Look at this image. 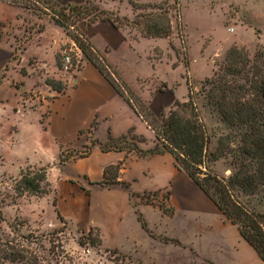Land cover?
Wrapping results in <instances>:
<instances>
[{
	"label": "crops",
	"instance_id": "crops-1",
	"mask_svg": "<svg viewBox=\"0 0 264 264\" xmlns=\"http://www.w3.org/2000/svg\"><path fill=\"white\" fill-rule=\"evenodd\" d=\"M176 2L178 15L184 21L194 19L202 25H207L212 16H219L226 31H233L235 25L244 29L252 27L256 39H259L257 27L232 20L249 18L253 21L258 12L255 4L264 6V0ZM228 19L231 22L227 26L225 21ZM35 22L41 23L39 29L34 26L31 28ZM25 24L30 27L26 31L28 37L24 48L0 81V98L5 102L15 94V87L10 85L12 78H21L23 81L20 91L28 90L31 84L29 80L34 75L40 78L37 71L42 67L53 73L57 67V50L61 43L70 40L60 26L33 14L30 8L20 3L0 0V68L6 63L10 64L11 50L14 47L11 37L20 31L21 27L24 29ZM79 29L91 41V48L98 62L84 58L80 68L73 74L69 73L68 81L61 92L46 85V91L52 98L47 102L44 120H41V113L38 111L23 112V116L16 119L13 146L21 149L27 162L42 165L56 161L60 147L78 148L88 144V156L67 166L66 175L84 172L86 161L91 163L89 169H95L100 175L107 165L119 164L116 185L124 183L127 194L137 196L151 193L156 199H161L171 209V214H167L158 206L149 205L151 209H144L148 231L141 227L135 217L127 225L109 228L113 237L111 241L115 243H134L137 237L144 235V264H178L174 256L176 244L168 240L160 247L159 238L151 234L170 238L182 235L188 242L189 236L197 231L208 236L209 230L215 229L219 236V247L221 248L222 244L228 245L225 233L231 230V227L221 222L220 217L223 215L212 199L183 170L175 166L170 152L142 155L135 150H104L102 146L126 135L130 128L134 135L132 141L140 150L153 147L157 141L153 129L137 112L122 83L138 95L155 117L161 118L174 100L187 99L188 86L191 84L189 79L200 82L212 72L210 62H213L214 58L222 57L232 45L244 44L232 40L226 45L220 44V47L214 48L210 42L202 43L195 59L202 68L206 67L208 72L197 76L192 71V59L189 54L185 64L174 52L172 60L165 57L168 50L161 47L165 50L164 54L156 58L154 47H134L129 33L119 24L96 20L85 24L84 27L79 26ZM30 59L36 60L35 65L29 64ZM21 69L24 75L21 74ZM37 87L42 88V85ZM128 140L131 138L128 137ZM116 192L119 197L120 191L116 189ZM134 214L133 212V216ZM231 232L233 233L232 230Z\"/></svg>",
	"mask_w": 264,
	"mask_h": 264
},
{
	"label": "rangeland",
	"instance_id": "rangeland-1",
	"mask_svg": "<svg viewBox=\"0 0 264 264\" xmlns=\"http://www.w3.org/2000/svg\"><path fill=\"white\" fill-rule=\"evenodd\" d=\"M13 1L30 8L33 14L48 19L56 25L58 24L55 20H60L61 25L58 26L69 34L70 40L61 43L57 50L55 54L57 67L53 73L42 67L37 71L40 78L34 75L29 80L31 84L28 86V90L24 91H20V86L23 84L21 78H12L10 85L15 87L13 90L15 94L8 97L6 102L0 98V246L4 241H8L20 249L19 253L22 255V259H19L17 264H144V235L137 237L134 243H115L111 241L113 237L109 228L116 225H127L134 217L137 220L135 211H138L144 219V209L147 207L151 209L149 205L158 206L167 214H171V209L151 193H142L137 196L127 194L124 183L118 186L112 182L116 173L115 165H107L100 175L95 172V169L90 170L91 163L86 161L84 172L66 175L67 166L88 156L90 153L88 144L78 148L71 146L62 148L56 161L36 165L47 167L49 186L45 188V193L36 195L24 192L18 194L13 179L18 176L21 168L35 164L27 162L23 158L21 149L18 146H13L14 131L17 126L16 119L23 116V112L38 111L41 113L43 121L47 114V102L52 98L46 91V85L52 88L50 83H54L55 87L61 88L58 91L61 92L65 87V82L68 81L69 73L73 74L75 70L79 69L83 59H88L86 56L90 61L98 62L91 48V41L79 29V26L84 27L85 24L90 23L88 17L98 15L99 18L96 20L110 21L107 17L116 19V24L121 25L129 33L134 47H154L156 58L163 56L164 49H167L165 57L172 60L174 52L178 58L187 63L189 54L192 59V71L197 76H202L208 70L206 67L202 68L195 59L202 43L210 42L212 47L218 48L220 44L226 45L232 40H238L244 44L240 46H244L250 56H253L258 48L264 50V6L255 4L258 12L253 17V21L249 18L232 20L240 23L246 22L254 25V28L257 27L259 39H256L252 27L244 29L235 25L233 31H226L219 16H212L207 25H202L194 19H185L184 21L179 15L174 14V10L171 8L172 0H155L153 2L131 0L137 5L135 9L132 8L129 0ZM65 3L72 5L84 3L82 9H87L88 15L72 23L76 15L70 13L68 7L64 8ZM163 11H169L172 15L170 17V35L143 36L141 32L144 28L145 17L151 13L154 15ZM230 22V19L225 21L227 26L230 25ZM33 26L39 29L41 23L35 22L31 28ZM29 27L25 24V30L21 27V30L15 32L11 37V41L14 43L11 50V62L0 68V81L6 74L5 71L10 70L24 48L28 37L26 31ZM78 42L82 44V47ZM74 46L81 50L82 61L77 69L74 67L65 73L60 70L59 51L64 47ZM224 55L219 59L214 58V61L210 62L212 70L217 63L222 61ZM35 63L36 60H29V64L35 65ZM20 72L24 75L22 69ZM31 72L34 73L33 70ZM189 81H191L193 95H197L195 102L200 117L211 135L208 150L214 151L217 139L221 133L225 132V127L216 114L205 105L201 94L204 86L203 79L200 82L192 79ZM42 82L44 83L42 84ZM37 85H42V88ZM122 87L136 108H140L142 101L138 95L126 84L122 83ZM159 118L157 117V119ZM228 161L229 158L221 157L214 163L212 169L219 175H228L230 173ZM116 189L120 191L119 197H117ZM242 199L246 201V198ZM246 202L252 209L264 212V196L261 194L247 198ZM132 211L135 213L134 216ZM57 214L62 218L59 219ZM220 220L225 226L231 227L230 229L234 233L233 235L231 230L226 231L228 245L222 244L221 248L217 243L219 236L215 229H210L208 236L197 231L189 236L188 242L182 235L171 238L165 235H151L159 238L158 245L160 247L168 240L176 244L174 245V256L178 264H260V260L252 248L238 236L236 226H231L232 224L223 216L220 217ZM5 253L1 250L0 257H4Z\"/></svg>",
	"mask_w": 264,
	"mask_h": 264
},
{
	"label": "trees",
	"instance_id": "trees-1",
	"mask_svg": "<svg viewBox=\"0 0 264 264\" xmlns=\"http://www.w3.org/2000/svg\"><path fill=\"white\" fill-rule=\"evenodd\" d=\"M129 2L135 9L137 5L131 0ZM63 6L76 15L72 23L88 15L87 9H82L84 3H65ZM171 8L178 15L176 0L172 1ZM170 17L172 15L169 11L147 15L142 35H170ZM96 18L99 16L93 15L88 20L91 23ZM107 19L117 23L116 19ZM55 22L61 25L60 20ZM66 34L69 35L67 32ZM78 44L82 47V44ZM50 84L56 91L61 90L54 83ZM203 84L201 94L205 105L225 127V132L217 139L214 151L208 150L211 135L200 117L195 102L197 95H193L190 85L187 99L174 100L167 113L159 119L143 102L140 108H136L155 133L157 141L153 147L138 149L132 141L134 135L130 128L126 135L120 136L116 141L111 140L102 149L135 150L142 155L170 152L175 166L183 170L212 199L223 217L236 226L240 237L253 249L260 264H264V212L252 209L246 202L249 197L259 194L264 196V50L258 48L250 56L244 46H230L211 75L203 79ZM128 137L131 138L130 141ZM221 157L229 158L228 175H219L212 169ZM115 169L112 182H117L119 164L115 165ZM13 180L18 194H43L49 186L45 166L21 168ZM242 198H246V201ZM135 212L141 227L148 231L145 219L138 211ZM57 216L62 218L59 214ZM1 246L0 251L6 253L4 257H0V264H17L22 259L20 249L10 242L4 241Z\"/></svg>",
	"mask_w": 264,
	"mask_h": 264
},
{
	"label": "built area",
	"instance_id": "built-area-1",
	"mask_svg": "<svg viewBox=\"0 0 264 264\" xmlns=\"http://www.w3.org/2000/svg\"><path fill=\"white\" fill-rule=\"evenodd\" d=\"M60 59H61V68L60 70L68 73L71 68L77 69L80 65L81 60V50L77 47H64L60 49Z\"/></svg>",
	"mask_w": 264,
	"mask_h": 264
}]
</instances>
